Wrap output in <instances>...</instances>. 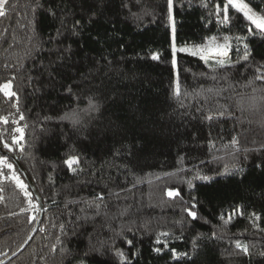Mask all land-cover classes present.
I'll return each mask as SVG.
<instances>
[{"label":"trees","instance_id":"16d2710c","mask_svg":"<svg viewBox=\"0 0 264 264\" xmlns=\"http://www.w3.org/2000/svg\"><path fill=\"white\" fill-rule=\"evenodd\" d=\"M206 2L173 0L176 43L247 35L242 14L221 24L220 0ZM246 2L264 13V0ZM0 11V85L15 93L0 91V157L12 165L0 164V261L40 213L16 157L43 214L4 264H264V37L245 41L247 61L233 39L223 68L180 51L174 67L167 0H7Z\"/></svg>","mask_w":264,"mask_h":264},{"label":"snow or ice","instance_id":"6c2138e0","mask_svg":"<svg viewBox=\"0 0 264 264\" xmlns=\"http://www.w3.org/2000/svg\"><path fill=\"white\" fill-rule=\"evenodd\" d=\"M7 3V0H0V7H3V5ZM204 7H207V2L204 0L203 3ZM167 8H168V15H169V20L170 22L173 20L172 18V11H173V0H167ZM215 8V15L218 17H221L220 23L221 24H229L231 22V17H230V9L234 10L235 13L242 14L243 18L249 22V27L247 28V35L245 36H236V37H228L224 36L222 38V42L218 40L216 36L210 37L207 41V43L203 45H198L194 46L193 49H188V48H180L177 49L175 42H174V33H175V24L174 22L172 23V30H173V44L171 46L172 48V64L175 67L176 66V53L177 51L180 52H189L193 56H199L200 59L204 60L206 63L209 60H214L215 66L223 68L229 64L228 61V53L232 48V40L235 39L238 41L243 48V55L240 57L242 60L247 61L250 56L249 52V44L245 41H247L249 36L253 35H260L264 37V13L258 12L253 9V7L250 6L249 2H246V0H220V2L216 3L214 5ZM4 13L0 11V15H3ZM77 25L80 23L79 20L75 22ZM59 34V30H58ZM153 60H158L159 59V54H153L151 57ZM256 79L258 80H264V75L257 76ZM12 88L11 82H7L3 85H0V91H3L6 96H14L15 93L10 91ZM211 91V90H209ZM175 94L180 95V87L179 84L177 83L176 89H175ZM90 110H97L95 105L91 104L90 102ZM76 113H72V117H66V118H74L76 117ZM21 119L23 117L21 116ZM208 119H212V117H208ZM7 122V121H5ZM17 131L22 133V129H17ZM22 139V135L20 137ZM18 140H14V143H18ZM233 143H237V141H233ZM6 148L11 151V148L8 144L4 145ZM64 163L73 171V165L79 163V157L77 156H70L68 159L64 161ZM0 164L5 165L7 168L11 169L12 165L7 162L6 157H0ZM15 179L20 186V188L25 189L26 186L19 181V179L13 175L12 177ZM199 179L203 180H208V177H198ZM178 192H172L169 191L168 195L173 196V195H178ZM102 198V197H101ZM196 205H192V208L194 209ZM188 212V215L191 216L193 219H196L197 213L192 210V209H186ZM221 219H224V217H221ZM231 220V216H229L228 220L225 221V223L229 222ZM162 235H167V233H162ZM159 243V240L157 241ZM127 243L129 245L132 244L131 240H128ZM195 246V245H194ZM236 248L239 249L241 252L244 254H248L249 249L248 246L245 244H242L240 241H236L235 244ZM157 252L160 251V249H156ZM118 255L123 256V253H118ZM187 255V253L183 254ZM173 258H177L175 250H173Z\"/></svg>","mask_w":264,"mask_h":264},{"label":"water","instance_id":"95a60500","mask_svg":"<svg viewBox=\"0 0 264 264\" xmlns=\"http://www.w3.org/2000/svg\"><path fill=\"white\" fill-rule=\"evenodd\" d=\"M12 160H13L14 164L17 166L19 172L22 174V176L24 177V179L28 183V185H29L31 191L33 192L34 196L36 197L37 202L39 204L40 213H39V217H38V219H37V221H36L33 229L31 230V232L29 233V235L27 236V238L25 239V241L21 244V246L16 251H14L13 253H11L10 255H8L7 257H5L4 259H2L0 261V264H4L7 261H9L10 259H12L13 257L17 256L25 248V246L30 242V240L34 236V234H35V232H36V230L38 228V225L40 223L42 214H43V204H42L41 198L39 197L38 192L36 191V189H35L32 181H31L30 177L28 176V174L25 171V169L23 168L22 164L20 163V161L16 157H13Z\"/></svg>","mask_w":264,"mask_h":264},{"label":"rangeland","instance_id":"374dc122","mask_svg":"<svg viewBox=\"0 0 264 264\" xmlns=\"http://www.w3.org/2000/svg\"><path fill=\"white\" fill-rule=\"evenodd\" d=\"M2 7H0L1 9ZM172 18L173 20L171 22H169V25H170V41H171V46L173 44V30H172V23L174 22V15H173V11H172ZM214 36V35H213ZM213 36H208L207 38H205L202 42H199V43H196V44H178L176 43V40H175V33H174V42H175V45L177 47V49H180V48H188V49H193L194 50V46H198V45H203L205 43H207L208 39L210 37H213ZM224 36H227V35H220V36H216L218 38V40H220L222 42V38ZM229 37V36H228ZM172 49V48H171ZM178 52V51H177ZM186 53H189V52H186ZM190 54V53H189ZM230 57V51L228 53V58ZM227 58V59H228ZM11 91V90H10Z\"/></svg>","mask_w":264,"mask_h":264}]
</instances>
